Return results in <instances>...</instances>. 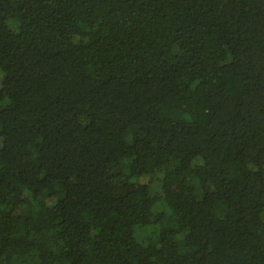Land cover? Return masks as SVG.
Listing matches in <instances>:
<instances>
[{"label": "trees", "instance_id": "1", "mask_svg": "<svg viewBox=\"0 0 264 264\" xmlns=\"http://www.w3.org/2000/svg\"><path fill=\"white\" fill-rule=\"evenodd\" d=\"M0 264H264V0H0Z\"/></svg>", "mask_w": 264, "mask_h": 264}]
</instances>
